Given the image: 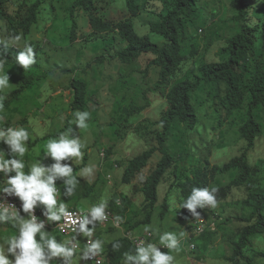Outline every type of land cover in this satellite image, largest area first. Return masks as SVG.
<instances>
[{"label":"rangeland","instance_id":"rangeland-1","mask_svg":"<svg viewBox=\"0 0 264 264\" xmlns=\"http://www.w3.org/2000/svg\"><path fill=\"white\" fill-rule=\"evenodd\" d=\"M206 2L209 3V6H212L213 11L211 13L215 15L214 22L210 18L208 26L214 25L211 27V31L207 30L206 33L205 31L199 33L195 47L198 49L199 57L203 61L212 63L219 60L222 48L230 37L236 35L242 23L232 20L236 11L231 0H222L221 2L215 0V3L213 0H206ZM70 3V0H54L53 6L55 7L57 19L53 22L50 20L40 22L39 27H35L32 34L28 36L27 44L33 46L32 43H39L41 47L43 46V48L40 47L42 55L33 66L27 71L19 65L4 67V72H8L9 75L10 86L0 93L3 96L2 103L4 105L3 110L0 112V117H2L0 127L23 126L29 131L30 138L27 142L29 151L23 157L26 165L25 172L31 163L39 160L45 167H51L55 164V160L44 153L47 142L55 138L40 139L56 134L62 128H66V130L68 127L73 128L72 138L80 136L82 139L84 145L82 148L83 157L77 165L72 160L61 163L75 168L80 167L85 162L86 166L91 164L95 166V169L89 179L80 178L77 173L79 183L72 196L64 195V180L58 179L56 181L58 202L63 200L68 206L73 204L79 209L87 205L91 207L99 203L102 198L108 200L109 206V202L114 196L121 205L122 196H127L129 202H131L129 212L126 215H121L114 210L127 223L126 226L124 224V231L112 228L110 225L102 226L101 230L98 231L101 234L103 229H109L107 233L110 235L104 239V247H107L106 245H109L115 239L129 235L128 233L132 231L128 228L129 222L138 225L146 218L147 212L144 211L145 196L141 190L143 181L160 163L163 155L158 152L153 156L149 165L130 184H124L122 181L125 165L121 167V164L127 165L130 159L146 149L158 145L154 134L156 125L154 122H158L160 114L166 110V108H162L165 99L162 96L154 95L151 91L159 80V70L156 67H147V59L137 62L138 69L133 67L129 70L130 73L137 72L128 78V86L121 89L119 84L121 85L124 80L121 73L128 71H119L120 66L116 60L106 62L103 65H94L96 64L94 58L97 55L94 54L91 43L81 41V39L72 44L69 43L67 32L70 22L65 17ZM45 8L50 14L53 13L50 5H46ZM79 22L82 23L83 27L88 26L86 16L80 19ZM226 22H229L228 27L224 29L222 25H225ZM134 25L137 33L142 35L143 29L139 27L138 20L135 21ZM204 25L207 27L206 24ZM204 25L201 24L200 26ZM4 26L5 23L0 20V40H6ZM49 27L52 28L51 31L46 32ZM88 31L90 30L88 29ZM216 31L221 32L220 39L212 37ZM148 35L154 43H164V39L160 35L152 34L149 31ZM17 44L23 46L24 41H18ZM225 57L228 58V55H225ZM88 61L95 66L94 70L99 72V75L94 74V70L86 68ZM82 69H87V72L82 73ZM69 70H76V72L68 73ZM141 72L146 73V78ZM74 76H79L89 83L88 112L90 118L88 120L89 126L85 130H80L76 125L69 124L75 118L74 112L70 109L73 94L69 87ZM27 77L34 78L32 84L17 100L9 103L12 94L21 86V80ZM123 94L126 97L125 99ZM144 95L149 98L150 107L137 113L127 121L128 117L125 116L127 107L130 105L134 107L145 105ZM201 97L204 100L206 99L204 95H201ZM6 102L9 104L5 105ZM203 108L200 112L201 126L195 131L185 130L184 127L180 128L178 126L177 134L171 135L167 145V148L176 158L182 159L180 161L181 167L187 164L192 169V165L189 164V154L203 162H205L206 157H209L213 166H222L233 158L241 156L247 147V142L240 137V124L238 120H235V117L229 119L223 117V126L218 130H214L213 127L217 125L219 119L215 117L214 110L210 107L207 106L208 109L204 111ZM23 120H26V122H22ZM262 120L264 124V115H262ZM157 128H160V126L158 125ZM39 132H43L44 135L41 136ZM0 148H3L6 152L10 151L8 146L4 144H0ZM108 151H110V154H108ZM251 155L253 160L257 162L264 161V135L258 141ZM108 171H112L109 178L107 177ZM0 175L4 178L2 173ZM238 175L239 171L227 174L218 173L211 178L212 187L227 185L235 180ZM173 181V179L168 180L160 187V204L155 210L153 223L142 226L137 232L143 233L154 229L158 241L157 230H159V233L165 231L175 232L178 239L190 234L192 226L181 222L177 216L178 207L176 202L181 199V192L177 187H171ZM93 184L94 188L86 195L88 188ZM249 187H251V190H249ZM251 191H264L263 164L262 170L253 178L250 184L235 189L227 201L220 203L215 208L207 207L202 214L208 228L219 229L217 238H212L208 234L203 239L202 237L196 238L200 240L197 243L198 249L192 254L194 260L190 261L185 253L177 250L178 252L172 255L174 264H230L229 259L234 255V241L239 237V229L247 225V223L239 221L238 218L247 217L252 213V209L245 205V200L248 199ZM166 200L171 203L172 210L166 219H162L161 212ZM39 208L44 212V206L41 205ZM116 231L120 233L116 234ZM13 234H18V232L10 223L0 225V238ZM133 234L135 233L132 232ZM37 239H39L38 236ZM209 239L211 243L205 247L203 242ZM0 243H2V239H0ZM257 252L264 253V235L253 238V247L248 255L253 256ZM9 258L12 259L11 256ZM257 262L264 264V256H257ZM52 264H64V261L57 258L52 261ZM79 264H83V262H79Z\"/></svg>","mask_w":264,"mask_h":264},{"label":"trees","instance_id":"trees-1","mask_svg":"<svg viewBox=\"0 0 264 264\" xmlns=\"http://www.w3.org/2000/svg\"><path fill=\"white\" fill-rule=\"evenodd\" d=\"M12 1L0 0V20L5 23V37L6 40H9L11 37L19 35L21 37L19 42L24 41L25 45L28 36L33 32V26L39 22L40 8L31 0H16L19 6L16 10H12L10 6ZM216 1L221 2L222 0ZM231 1L236 11L232 20L242 23V26L236 35L230 37L226 42L221 52L220 61L206 63L199 57V51L195 47L199 38L200 25L207 23L208 17L215 20V16L210 14L213 8L209 6L206 0H144L142 6L139 0H115L111 6L116 3L124 5L126 12L129 13V18L109 22L105 21L106 9L98 0H70L72 3L68 7V12L70 19L73 20V22L71 21L73 28V30L71 29V36L75 37V30L78 28L77 20L84 13L95 38L99 34H111L109 31L118 28L122 37L129 41L128 45L121 50L107 49L96 39L91 44L94 54L97 55L96 64L102 65L106 60H119L123 64L121 72L128 71L121 73L122 79H124L121 85L119 84L121 89L128 86V78L137 72L130 73L129 70L133 67L138 69L137 60L143 55L152 54L148 67H156L159 70V80L151 90L154 95L162 96L165 99L162 108L164 107L166 110L160 114L159 121L154 122L156 124L154 134L158 145L146 149L130 159L127 165L121 164V167L125 165L122 181L124 184H130L149 165L153 156L158 152L163 155L160 163L143 181L141 190L145 196L144 211L147 212L146 218L138 225L129 222V230L138 231L142 226L153 223L155 210L160 204V187L168 180L173 179L171 187L180 189L181 198H186L193 187L213 188L211 178L218 173L227 174L239 171L235 180L227 185L215 187L217 189L215 196L217 205H219L227 201L235 189L250 184L262 170V164L264 166L263 160H261V164L253 160L251 155L258 141L264 135L262 120V115H264V3L259 2V0ZM213 2L215 3V0ZM154 4H158L159 7L154 6ZM145 13L159 17L156 23H153L151 16L152 19L146 25L149 32L160 35L164 39L163 44L154 43L149 35L139 36L132 31L133 20L135 18L140 19ZM228 23L222 25L224 29L228 27ZM89 39L86 38V40ZM113 39L115 40V38ZM6 40H0V59L4 60V67L17 66L15 55L19 50H22L24 45L17 44L16 47L5 48L3 42ZM32 44L35 50V60H37L42 55V49L38 46L39 43ZM106 46H111V43H107ZM99 53L102 54L101 57L98 56ZM225 55H228V58ZM87 69L94 70L95 66L91 65L89 61ZM87 69L81 72L85 73ZM197 70L201 72V75L197 77L198 80L196 82L189 81L191 75ZM75 72L76 70L68 71V73ZM93 73L99 75L96 70ZM141 73L146 78V73ZM33 79V77H27L21 80V86L12 94V99L8 102L17 100L29 88ZM69 87L73 94L70 104L71 111L74 113L77 110L89 111L88 96L90 91L87 80L75 76L70 81ZM199 93H205L206 99L204 100ZM123 98H126L125 95ZM144 101L145 105L142 107L132 105L127 107L125 112V116L128 117L127 121L150 107L147 95H144ZM207 106L214 110L213 114L219 119L217 125L213 127L214 130L223 126V117L228 119L235 117V120H238L240 137L247 142V147L241 156L233 158L222 166H213L209 157H206L205 162H203L189 154L188 159L192 169L187 164L181 167L180 161L182 159L176 158L167 148L171 135L177 134L178 126L184 127L185 130H197L201 126L200 112L202 108L203 111L207 110ZM22 122H26V120ZM158 125L160 128H157ZM63 131H66V128H62L56 134L45 136L40 140L58 138L59 133ZM85 166L86 163L84 162L80 167L73 168L74 175H77L79 170ZM3 180L4 178L0 175V182ZM93 188L94 184L88 188L86 195ZM245 205L252 209V213L247 217L238 218L239 221L245 222L247 225L239 229V237L234 241V255L229 261L230 264H261L257 262V256H264L263 252H257L253 256H249L248 252L253 247V238L264 235V191H251L248 199L245 200ZM130 206L131 202L127 196H122V205L117 203V198L114 196L107 208L117 216L114 210L121 215H126ZM206 208L198 207L196 211L202 215ZM171 210L172 205L166 200L163 204L161 218L166 219ZM177 216L184 223L191 222L192 218L195 217L186 208L178 209ZM123 222L126 226L127 223L124 219ZM52 224H57V222H52ZM45 231L54 235L58 241L64 240L57 231L47 229ZM218 231L212 232L210 230L204 236L208 234L212 238H217ZM116 242L121 244L119 250L112 248V244ZM203 243L206 247L211 243V240ZM135 247L134 241L128 237H121L111 242L105 253L112 264H123V253H134Z\"/></svg>","mask_w":264,"mask_h":264},{"label":"clouds","instance_id":"clouds-1","mask_svg":"<svg viewBox=\"0 0 264 264\" xmlns=\"http://www.w3.org/2000/svg\"><path fill=\"white\" fill-rule=\"evenodd\" d=\"M53 1L54 0H31L33 4L38 5L40 8V13L38 15L39 22L33 26V29L39 27L40 22H46L48 20L53 22L57 19ZM98 1L106 9V22L111 20L120 21L129 18V13L126 12V7L124 5L116 3L111 6L115 0ZM139 2L142 6L144 0H139ZM259 2L264 3V0H259ZM46 5L52 7V14H50L45 8ZM10 6L12 10H16L19 5L16 0H13ZM154 6L159 7L158 4H154ZM151 16L153 17V23H156L159 18L158 16L151 13H145L140 19L135 18L133 20L132 31L139 36L148 35L149 30L147 31L148 27L146 23H148ZM84 17L85 14L83 13L80 19ZM67 18L70 22V27L67 32V38L69 39L70 44L77 42L79 39L92 44L94 39H96L107 49L112 48L113 50H121L128 45L129 41L122 37L118 28L109 31L111 34H99L98 37L95 38L94 32L90 29L88 18V26L86 27H83L82 23L79 22L80 19L77 20L78 28L75 30V37H73L71 36V29L73 30L71 21L73 22V20L70 19L68 9L65 19ZM136 20H138L139 27L143 29L141 33L142 35L138 34L136 31L134 25ZM212 21L214 22V20ZM205 24L207 27H205L204 24V26H200L199 33L203 31L206 33L207 30L211 31V27L214 25L211 24L210 27L208 26L210 24L209 17ZM51 29V27L47 28L46 32H50ZM88 29L90 31H88ZM80 31L82 32V35L80 34ZM212 37L220 39L221 32L216 31ZM86 38L92 40H86ZM113 38H115V40ZM20 39L21 37L19 35L13 36L9 40L4 41L3 46L5 48L16 47L17 42ZM107 43H111V46H106ZM38 46H40V44H38ZM101 55L102 54L100 53L98 56L101 57ZM151 55L152 54H145L138 59L137 62H140L142 59H147L149 62ZM96 58H94V60ZM220 58L221 55L217 62L220 61ZM112 61L113 60H106L103 64ZM116 61L119 63V71H121L123 64L119 60ZM15 63L21 66L25 71L33 66L36 63L34 47L26 43L22 50H19L16 53ZM94 65L101 64L97 63ZM83 70L84 69H82V71ZM200 75V70H197L191 75L189 81L196 82L198 80L197 77ZM9 86L8 72H4V60L0 59V93ZM199 95L206 94L199 93ZM2 101L3 96L0 95V111H2L4 107ZM74 117L75 118L69 122L70 125H76L80 130L88 128V120L90 118V113L88 111L77 110L74 113ZM0 119H2V117H0ZM34 130L38 131L37 129ZM39 134L41 136L44 135L43 132H39ZM72 135L73 128L68 127L66 131L59 133L58 138L50 139L45 145V155L54 159L56 162L55 164L51 167H45L39 160L38 162L31 163L28 171L25 172L24 169L26 165L23 157L29 151L27 147V142L30 138L29 131L23 126L0 127V144L7 145L8 149H10V151L6 152L3 148H0V173L4 176L3 182H0V196L6 195L18 197L22 202V211L24 212L20 214L15 206L9 205V207L5 206V203H0V225L10 223L18 232V234L0 238L2 239V243H0V264H52V261L57 258L62 259L64 264H75L74 257L76 258V261L83 260L90 264L88 261L95 259L101 254V252L105 253V250H103L104 241L94 238L96 227L110 225L112 228L123 231L125 230L123 218L119 215L114 217V224H96L97 222L102 223L108 218L106 210L109 209L107 208L108 200L106 198H102L99 203L92 205L87 209H79L75 206L67 207V203L63 202V200L58 202V187L56 185L58 179L64 180L65 196H72L79 183L77 175H74L73 167L61 163L66 160H72L77 165L83 157L82 148L84 145L82 144V139L80 136L72 138ZM94 169V165L90 164L85 166L79 170L78 176L80 178L89 179L93 175ZM110 172L112 171H108V173ZM108 173L107 177L109 178L111 175ZM216 192L217 189L215 187L211 189L193 187L186 198H181L176 202V206L179 210L186 208L191 211L193 216H195L192 218L191 222H189L190 226H192V231L181 239H178L177 234L171 231L159 233V230H157L159 241L154 233V229L144 231L141 234L137 231L129 232V235H132V232H134L135 234L133 235L135 236H148L149 233H152L153 237L149 239V242L141 238L137 244L135 243L136 247L134 253H123V264H174V257L172 255L177 253V250L185 253L189 260L193 261L194 256H192V254L198 249L197 243L200 240L196 238L204 236L210 230L212 232L218 231L217 228H208L202 215H199L196 211L198 207L201 209L206 207L215 208L217 205V199L215 196ZM118 202L119 201H117V203ZM40 205L44 206V212L38 207ZM68 208H76L86 211L77 213L69 211ZM35 209L40 211V218L34 214ZM61 220H63L64 223H59V230L64 232L66 226L71 228V231L75 233L71 238L63 237L57 230L52 228L57 225L52 224V222L58 223ZM121 223L122 225L119 227ZM46 224L49 225V228L45 227ZM90 225L92 226L91 228L89 227ZM199 225H204L205 227V232L201 235L196 233V229ZM45 229L57 231L64 240L58 241L55 236L49 234ZM99 230H101V228ZM78 235H83V237L87 238V243L84 244V247L80 249L79 252H77V249L80 248L81 241H78ZM129 235H125L124 237L131 239ZM181 235H183V233H181ZM37 236L39 239H37ZM193 245H195L194 248H192ZM162 247H166L163 252L160 251ZM112 248L114 250H119L121 244L119 242L113 243ZM171 252H173L172 255ZM10 256L12 259L9 258ZM96 264H99V261H97ZM108 264H112V262Z\"/></svg>","mask_w":264,"mask_h":264},{"label":"built area","instance_id":"built-area-1","mask_svg":"<svg viewBox=\"0 0 264 264\" xmlns=\"http://www.w3.org/2000/svg\"><path fill=\"white\" fill-rule=\"evenodd\" d=\"M0 203H5L6 205L5 206H9V205H12V206H15L17 208V210L20 212V214L24 213L22 211V202L19 200L18 197H15V196H0ZM10 207V206H9ZM69 211H72V212H81V211H86V210H79V209H76V208H68ZM106 213H107V220H105L104 222L100 223V222H97L96 224H108V223H112L114 224L115 221H114V217L115 215L113 214V212L109 211V210H106ZM34 214L40 218V211L38 209H35L34 210ZM59 223L63 224L64 221L61 220L60 222L57 223L56 226L52 227L53 229L57 230L60 235H62L63 237H67V238H71L73 235H75L74 232L71 231V228L67 227L66 226V229L64 232H61L59 230ZM122 223L119 225V227H121ZM47 228H49V225L46 224ZM90 228L92 227L91 225L89 226ZM205 232V227L204 225H199V227L196 229V233L198 235H201ZM129 237L137 244L138 241L142 238L146 241L149 242V239L151 237H153V234L152 233H149L148 236H135V235H129ZM78 238V241L80 242V239H83L84 241V244L87 243V238L86 237H83V235H78L77 236ZM83 242H80V248L77 249V252L80 251V249H82L84 247V245H82ZM195 245L192 246V248H194ZM166 247H162L160 249L161 252H163V250L165 249ZM99 261V264H108L110 263L109 260H108V256L104 253V252H101V254H99L95 259L93 260H90L88 261L90 264H96V262Z\"/></svg>","mask_w":264,"mask_h":264},{"label":"crops","instance_id":"crops-1","mask_svg":"<svg viewBox=\"0 0 264 264\" xmlns=\"http://www.w3.org/2000/svg\"><path fill=\"white\" fill-rule=\"evenodd\" d=\"M108 174H110V173H108ZM70 206H74L73 204H70L69 206L67 205V207H70ZM83 206H86V205H83ZM38 207H41V205L40 206H38ZM43 207V206H42ZM75 207H77V206H75ZM79 208V207H78ZM87 208H89L88 207V205L86 206V207H83L82 209H87ZM189 224V223H188ZM99 228H101V227H96V232H95V234H94V238L95 239H101V240H103L104 241V239H106V238H108L109 237V233H107V230H109L108 228H105L106 230H102V232H101V234H99ZM105 231V232H104ZM104 232V233H103ZM120 232H118V231H116V234H119ZM78 239V238H77ZM116 240V239H115ZM114 240V241H115ZM80 241L81 242H83L82 243V245H84V241H83V239H80ZM113 242V241H112ZM110 244V243H109ZM105 246V245H104ZM103 246V250H106L107 249V247H104ZM106 246H108V245H106ZM172 253L173 252H171V255H172ZM74 262H75V264H79V262H83V264H88L86 261H83V260H80V261H76V258H74Z\"/></svg>","mask_w":264,"mask_h":264}]
</instances>
